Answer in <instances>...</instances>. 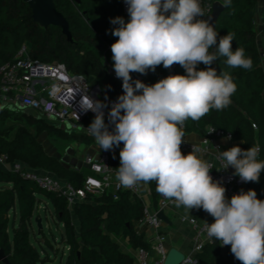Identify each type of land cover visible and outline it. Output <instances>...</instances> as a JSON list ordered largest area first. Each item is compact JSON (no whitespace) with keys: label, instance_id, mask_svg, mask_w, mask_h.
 Here are the masks:
<instances>
[{"label":"trees","instance_id":"16d2710c","mask_svg":"<svg viewBox=\"0 0 264 264\" xmlns=\"http://www.w3.org/2000/svg\"><path fill=\"white\" fill-rule=\"evenodd\" d=\"M78 1L53 0L56 10L68 23L71 35V42H68L58 27L41 28L33 23L30 10L23 0H0V64L13 59L19 47L27 42L29 45L25 46L32 58L65 65L70 73L95 81L103 97L116 101L123 94L122 82L117 83L106 74L103 59L113 66L111 45L118 38L111 34L116 25L110 20L119 16L127 21L128 14L122 12L117 0ZM256 4L257 0H230V3L224 0L223 10L214 28L219 36L234 33L233 50L242 47L246 56L251 57L253 67L251 70L229 68L225 64V57L214 61L211 66L218 73L230 72L237 91L232 95L228 107L211 110L199 121L189 119L182 131L203 135L206 126L221 129L231 135L232 146L238 145L246 150L258 145L259 159L264 160V64L261 61L264 50L257 46ZM260 17L264 20V4L260 8ZM205 67L202 63L198 65V69ZM167 71L163 65L157 66L155 72L148 71L142 82L154 84L166 77ZM175 74L183 75L185 70L176 64L173 69ZM9 113L16 115L15 121H9ZM94 116L89 115L83 123L89 125ZM105 123H109L106 118ZM112 127L109 126L110 131ZM46 131L65 139L85 138L65 134L32 115L0 110V155H5L8 162H20L29 169L47 172L74 187H80L86 173L66 168L43 150L37 138ZM113 159L119 166V154L114 155ZM148 184L151 193L155 194L154 181ZM262 186L264 171L260 174L259 182L246 183L247 189H254L258 199L264 200ZM41 197L50 202L56 222L63 226L58 243L68 248L65 264H134L130 256L119 250L115 237H127L132 247L146 248L142 236L135 234L131 227L132 222L139 221L143 216L144 207L136 196L122 191L113 200L110 193L87 194L84 201L72 207L79 223L76 237L63 198L41 191L18 172L0 169V249L10 264H45L48 261L47 256L41 257L30 241L32 219L40 218L37 209ZM39 234H42V229ZM35 240L40 248L43 245L51 247L44 237L43 243ZM195 264L241 262L235 259L230 246L221 247L219 241L213 238L212 243L206 244L195 256Z\"/></svg>","mask_w":264,"mask_h":264},{"label":"clouds","instance_id":"9594fccd","mask_svg":"<svg viewBox=\"0 0 264 264\" xmlns=\"http://www.w3.org/2000/svg\"><path fill=\"white\" fill-rule=\"evenodd\" d=\"M128 20L115 17L111 45L115 75L123 94L108 112L107 105L83 96L80 108L95 113L87 128L100 150L121 143L116 180L124 188L156 182V190L177 208L203 209L213 217L206 222L207 236L230 246L241 264H264V200L254 189L241 190L229 199L226 188L210 175L213 165L198 150L181 151L185 122L199 121L211 110H223L237 91L228 71L212 67L219 57L232 69L251 70L253 61L242 47L233 50L234 33L219 36L205 16L200 0H124ZM230 3V0H228ZM211 50V51H210ZM206 67L198 69L199 64ZM178 64L185 74L168 75L154 84L133 80L157 66ZM112 125V130L109 126ZM82 128H84L81 125ZM260 148L240 146L220 151L222 169L233 168L244 182H259L264 160Z\"/></svg>","mask_w":264,"mask_h":264},{"label":"built area","instance_id":"2783aa9c","mask_svg":"<svg viewBox=\"0 0 264 264\" xmlns=\"http://www.w3.org/2000/svg\"><path fill=\"white\" fill-rule=\"evenodd\" d=\"M117 1L122 12L128 14L124 0ZM223 2L224 0H200L205 11L203 18L211 14L215 3L223 5ZM107 49L110 50L109 47ZM261 61L264 64V52L261 54ZM175 65L168 69L167 76L173 75ZM103 67L113 81L122 82L116 77L113 66L105 59H103ZM131 75L133 80L142 81L145 79V75L139 73H131ZM83 96L104 102L107 105L104 109L105 118L108 120V112L115 101L103 97L95 81L91 82L83 75L70 73L65 65L32 58L25 45L19 47L13 59L0 64V110H10L28 115L30 114L27 111H32L44 121L54 124L57 129L64 133L83 136L92 140L98 152L97 159H93L88 154L84 156L83 162L90 174L84 178L80 187H74L47 172L29 169L20 162H8L5 155H0V166L9 165V170L18 172L22 178L31 181L41 191L63 198L67 209H72L75 204L84 201L87 194L110 193L113 200H116L119 192L126 191L132 196H137L139 192L138 185L132 188H124L116 180L117 167L112 156L119 154L123 144L121 143L119 147L109 151L100 150L94 138L87 133L85 128L89 125H85L83 121L95 113L90 110L83 111L80 108L79 102ZM251 126L254 128L253 124ZM220 137L231 142L229 133L212 126H206L197 145L183 144L181 149L189 152L198 150L202 156L211 154L212 159L209 163L214 167L210 175L215 181L222 183L226 188V196L230 199L233 194L244 190L242 186L246 183L235 177L229 168L222 169V163L218 158L220 145L216 142V139ZM173 205L175 204L172 201L159 194V210L164 211ZM178 221L195 228L191 248L187 253H182L183 260L179 264H195V256L201 252L206 244H211L213 239L208 238L205 224L198 225L196 219L180 216ZM140 222L155 232L152 238L153 244L151 243L149 249L159 257L154 264H162L166 255L165 236L160 232L162 222L156 218V213L151 214L145 208H143V216ZM134 264H149L145 248L137 249Z\"/></svg>","mask_w":264,"mask_h":264},{"label":"crops","instance_id":"0c3cea01","mask_svg":"<svg viewBox=\"0 0 264 264\" xmlns=\"http://www.w3.org/2000/svg\"><path fill=\"white\" fill-rule=\"evenodd\" d=\"M260 21H264V20L261 19L260 11H259V13H256V15H255V26H256V32H257L256 39H257V46L261 50H264V35H262V31H264V22H262V25L259 26ZM91 82H93V81H91ZM27 113H29L32 116L35 114L32 111H27ZM201 137H202V135L195 133V132H184V137L182 139L181 146L183 144L197 145L199 143ZM84 139H86V138H84ZM84 139H80V140L81 141L83 140L89 144L91 143L92 145H91V147L88 148V151L85 152L84 155L79 160L71 158V160L67 164L63 163L62 161H59V160L58 161L63 166H65L66 168L71 169V170H75V171L84 172V173H86V176H87L88 174H90V172H89L87 166L84 164L83 158L86 154H88L93 159H97L98 158V152L96 151V148L94 147L92 140H90V139L84 140ZM216 142L220 145L219 154H220V151L227 150V149L231 148V146H232V142L228 141L226 138H221V137L217 138ZM43 150H44V148H43ZM44 151L47 155L58 159L56 156L50 154L47 150H44ZM181 151L185 155L189 153V151H184L182 149H181ZM202 157L204 159H206L208 162L211 161V159H212L211 154H208V155H205ZM112 158H113V156H112ZM113 161H114V159H113ZM114 164L116 167H119L118 165H116L115 161H114ZM0 169L9 170V165L0 166ZM229 171L234 175L235 170L233 168L229 167ZM235 177L239 178L238 176H235ZM154 183L156 185L155 181H154ZM138 186H139V192H138V195L136 197L141 201L143 207L151 214L157 213V211H159V193L157 192V190H156L155 194H152L150 191L149 184L144 183V182H140L138 184ZM242 189L248 190L246 185L242 186ZM262 189H264V186H262ZM68 210L70 212L71 225L73 226L74 234L76 237H78V227H79L78 220H77L76 216L73 214L72 209H68ZM163 213L168 220V223H164L161 221L162 224L160 226V232L162 233V235L165 236L164 247H165L166 253L170 248H175L179 252L185 254L191 248L193 237L195 235V228L186 224V223H180L178 221V218L180 216H184L186 218H194L197 220L198 225L206 224V222L209 224L214 222L213 217H211L209 214H207L203 209H192L191 212L189 213L185 210V208L183 206L177 208L176 205H173L172 207H168V208L164 209ZM57 225L61 226V230H59V237H60V235L63 233V226L60 223H57ZM131 227H132V231L135 234L142 236V241L146 244L145 249L147 250L148 262H149V264H154V262L159 257L153 251H151L149 249V247H150L151 243L153 244L152 238L154 237L155 232L151 228L147 227L142 222H140V220L132 222ZM52 241H56L55 238H52ZM114 241L116 242L119 250L122 253L127 254L128 256H130L134 260L137 249H139L140 247H136V248L132 247L130 245L127 237L126 238L115 237ZM59 246L64 248V250L68 254L67 246L64 247L61 244H59ZM43 250L45 251V249H43ZM47 258H49V257L47 256Z\"/></svg>","mask_w":264,"mask_h":264},{"label":"rangeland","instance_id":"374dc122","mask_svg":"<svg viewBox=\"0 0 264 264\" xmlns=\"http://www.w3.org/2000/svg\"><path fill=\"white\" fill-rule=\"evenodd\" d=\"M262 4H264V0H257V4L255 7L256 13H259ZM262 22L264 21H260L259 26L262 25ZM262 35H264V31H262ZM25 45L28 47L29 44L26 42ZM33 117L35 119L43 121L45 124L49 125L52 128L57 129L54 124L44 121L39 115L34 114ZM8 118L10 122H13L16 119V115L14 113H9ZM37 140L40 142L44 150H47L50 154L56 156L59 161H62L65 164L69 163L71 158L79 160L84 155V153L88 151V148L92 145L91 143L89 144L83 140L81 141L77 137L65 139L58 137L54 133H48L47 131L40 133ZM37 213L41 219L42 234L40 235L39 233H37L36 225L32 221V227L30 232L31 243L35 247H37L39 252H41V257L44 255L49 257L48 261H46L45 264H65L67 253L64 248L59 246L58 243L59 230H61V226L57 225L52 205L44 197L40 198ZM43 237L46 238L52 244L50 248H46L43 245V249H45V251L42 249V247L40 248L38 246L35 240L39 239L40 242L43 243ZM52 238H55L56 241H52Z\"/></svg>","mask_w":264,"mask_h":264},{"label":"water","instance_id":"95a60500","mask_svg":"<svg viewBox=\"0 0 264 264\" xmlns=\"http://www.w3.org/2000/svg\"><path fill=\"white\" fill-rule=\"evenodd\" d=\"M74 3H78V0H72ZM27 4L30 10V17L33 23L37 24L41 28H47L48 26H55L60 29V33L65 37L68 42H71V35L68 30V23L61 13H59L54 5L53 0H23ZM223 5L215 3L212 7L211 14L206 17L210 20V23L215 25L218 16L223 10ZM97 89V86H95ZM156 218L164 223H168L162 210L157 211ZM36 225L37 233L42 229L41 219H33ZM183 260V254L175 248H170L162 264H179ZM0 264H10L2 249H0Z\"/></svg>","mask_w":264,"mask_h":264}]
</instances>
